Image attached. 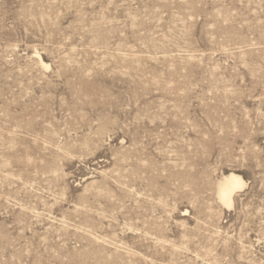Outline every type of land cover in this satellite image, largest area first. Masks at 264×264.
<instances>
[{
  "label": "rangeland",
  "instance_id": "374dc122",
  "mask_svg": "<svg viewBox=\"0 0 264 264\" xmlns=\"http://www.w3.org/2000/svg\"><path fill=\"white\" fill-rule=\"evenodd\" d=\"M0 264H264V0H0Z\"/></svg>",
  "mask_w": 264,
  "mask_h": 264
},
{
  "label": "bare ground",
  "instance_id": "6f19581e",
  "mask_svg": "<svg viewBox=\"0 0 264 264\" xmlns=\"http://www.w3.org/2000/svg\"><path fill=\"white\" fill-rule=\"evenodd\" d=\"M242 181L234 174L225 177L222 182L217 185V196L226 205L231 203L232 193L242 187ZM146 261V260H145Z\"/></svg>",
  "mask_w": 264,
  "mask_h": 264
}]
</instances>
